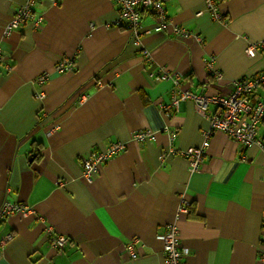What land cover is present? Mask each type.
Wrapping results in <instances>:
<instances>
[{
    "label": "crops",
    "instance_id": "0c3cea01",
    "mask_svg": "<svg viewBox=\"0 0 264 264\" xmlns=\"http://www.w3.org/2000/svg\"><path fill=\"white\" fill-rule=\"evenodd\" d=\"M216 1L219 21L203 0L165 3L169 20L201 41L167 30L135 45L125 27L107 26L117 15L113 0H36L32 18L41 23L30 19L7 36L3 28L24 0H0V206L33 210L0 220V264H165L158 236L170 223L182 264H264V151L213 131L191 170L168 148L198 146L209 120L191 100L165 114L160 105L170 102L172 83L149 76L160 65L180 74L183 89L226 95L233 80L264 73V46L246 51L264 42V0ZM151 24L145 13L143 27ZM65 57L71 69L56 72ZM42 73L47 80L38 84ZM250 100L264 104V85ZM142 130L151 136L139 142L134 134ZM257 136L264 142V112ZM111 141L125 148L87 182L83 158ZM182 201L188 211L176 218ZM46 226L69 244L52 247Z\"/></svg>",
    "mask_w": 264,
    "mask_h": 264
},
{
    "label": "built area",
    "instance_id": "2783aa9c",
    "mask_svg": "<svg viewBox=\"0 0 264 264\" xmlns=\"http://www.w3.org/2000/svg\"><path fill=\"white\" fill-rule=\"evenodd\" d=\"M117 5L116 18L107 26L125 27L131 32L134 38V44L139 45L140 36L148 34L151 31H169L174 36H188L194 34L195 37L201 41V37L195 32L187 30L177 24L172 23L165 9L167 0H113ZM204 11L213 19L220 20L218 6L216 0H203ZM36 0H24V2L15 11L12 19L4 26L3 35L7 36L12 30L17 29L21 24L33 21L34 25H39L42 21L41 16L33 17V7ZM148 13L152 18V24L144 28L142 20L144 14ZM93 25L91 24V28ZM258 46L263 47L264 42L250 43L246 51L253 52ZM143 56L151 62V57L148 51H143ZM73 57V56H72ZM63 58L55 65V71L62 73L68 71L72 67L73 58ZM4 60L2 49L0 47V61ZM207 67L214 76H219L218 70L212 68L211 60L206 62ZM9 69L10 65H6ZM149 76L155 80H170L172 83V96L167 105H160L167 114L170 107L176 106L179 102L191 100L197 111L206 116L209 120V128L204 133V139L198 146L188 147L185 149H177L174 146L168 148L172 155H178L186 158L191 170L199 169L204 158V150L209 144L208 137L213 131H219L231 138L234 142L243 145L255 144L264 151V142L257 136V125L263 118L264 104L261 100L251 102L250 96L259 85H264V73H261L252 78H239L231 82L230 91L226 95H207L202 93H195L189 89L181 87V76L178 72H171L164 66L152 67ZM48 73H42L35 78L38 84L47 80ZM39 96L42 93L39 92ZM212 106L211 109L209 106ZM150 135L149 130L137 131L134 138L137 141H143ZM172 139V138H171ZM125 145L121 141H111L102 150L90 151V153L82 160V176L87 182H92L95 178L99 164L106 162L112 156L122 151ZM187 202L182 201L177 207L175 217L177 218L181 213L187 212ZM14 212H19L22 215L32 213L33 210L22 203H13L5 201L0 206V220ZM262 237L258 245V252L261 257H264V214L262 223ZM179 231L175 223H170L166 226L164 233L158 237L162 242V249L165 264H182L181 257L183 255L179 247ZM45 234L48 243L56 248L62 250L70 242V239L63 235L54 232L51 226L45 227ZM10 234L4 238L9 240ZM130 256L135 257L133 243L126 245Z\"/></svg>",
    "mask_w": 264,
    "mask_h": 264
}]
</instances>
